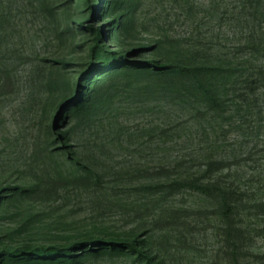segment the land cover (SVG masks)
Instances as JSON below:
<instances>
[{
  "label": "rangeland",
  "instance_id": "obj_1",
  "mask_svg": "<svg viewBox=\"0 0 264 264\" xmlns=\"http://www.w3.org/2000/svg\"><path fill=\"white\" fill-rule=\"evenodd\" d=\"M125 1L136 22L124 38L105 40L114 51L161 43L145 57L176 61L199 46L233 53L245 42L231 11L238 0ZM92 10L89 0H0V247L103 240L135 244L165 264H233L214 202L175 188L217 159L227 165L215 180L251 210L243 264H264V89L237 98L251 105L242 113L205 120L206 134L174 107L128 96L108 101L88 125L74 120L76 86L94 62L91 26H117Z\"/></svg>",
  "mask_w": 264,
  "mask_h": 264
},
{
  "label": "trees",
  "instance_id": "obj_2",
  "mask_svg": "<svg viewBox=\"0 0 264 264\" xmlns=\"http://www.w3.org/2000/svg\"><path fill=\"white\" fill-rule=\"evenodd\" d=\"M92 12L100 8V16H114L115 25L107 30L91 26L95 32L94 62L76 86L79 100L72 105V118L85 125L105 104L120 96L135 97L143 105L165 104L189 115L204 134L205 120L222 121L228 114L242 113L251 105L236 106L237 98L245 99L264 89V64L256 65L264 57V0H238L231 11L245 35V42L233 53L212 47H197L182 54L176 61L147 59L149 49L158 53L161 43L153 48H140L134 52L114 51L105 40L122 39L133 29L136 18L134 6L125 0H89ZM226 9V14L231 12ZM225 14V15H226ZM106 18V17H105ZM247 53L245 61L239 55ZM241 107V108H240ZM70 156V154H65ZM75 163V162H74ZM77 163V162H76ZM224 160L207 159L204 176L187 178L175 185L177 190H189L211 199L215 212L222 221V235L226 253L233 264H243L248 242L253 231L245 223L250 207L238 198L236 192L220 180L218 172L224 170ZM82 170V168H80ZM210 180H206V179ZM22 192L27 190L21 189ZM15 191V189H12ZM258 217V215H254ZM257 234H260L259 232ZM121 256L134 264H165L127 242L95 240L63 249L59 247L1 248L0 264H87L106 257Z\"/></svg>",
  "mask_w": 264,
  "mask_h": 264
}]
</instances>
